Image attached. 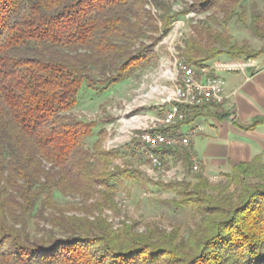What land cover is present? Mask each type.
<instances>
[{
  "label": "trees",
  "instance_id": "1",
  "mask_svg": "<svg viewBox=\"0 0 264 264\" xmlns=\"http://www.w3.org/2000/svg\"><path fill=\"white\" fill-rule=\"evenodd\" d=\"M154 1L0 0V264H264L261 156L235 166L223 184L203 173L194 183L162 182L180 196L176 205L199 216L187 236L182 226L140 231L123 220L114 227L103 215L114 204L104 192L84 215L69 213L54 199L59 191L90 200L98 184L111 189V179L131 175L128 169L110 170L114 152L103 149L102 141L92 153L86 149L96 124L71 111L84 86L101 94L152 60L153 45L136 48L148 33L145 26L166 33L176 17L169 2ZM244 1L195 5H219L225 21L238 17L264 40V8L253 10L249 20ZM183 46L180 56L195 65L264 53V44L250 51L247 41L233 42L228 31H216L209 22L196 26ZM191 111L186 124L205 112ZM258 124L264 118L248 128ZM39 203L42 218L52 210L46 218L51 228L34 237L28 218Z\"/></svg>",
  "mask_w": 264,
  "mask_h": 264
},
{
  "label": "rangeland",
  "instance_id": "2",
  "mask_svg": "<svg viewBox=\"0 0 264 264\" xmlns=\"http://www.w3.org/2000/svg\"><path fill=\"white\" fill-rule=\"evenodd\" d=\"M165 1L169 2L172 14L176 16L168 31L156 32L151 26H145L148 33L136 46L139 49L142 43L153 45L152 60L137 68L129 78L101 94L93 87L84 86L80 92L78 106L71 111L77 118L96 124L94 135L86 141V149L92 153L96 143L102 141L103 149L114 152V157L110 161V170H117L118 167L128 169L131 175L111 179L109 182L111 189L98 184L95 187L96 197L90 200L78 193L59 191L55 192L54 199L69 207L71 209L69 213L84 215L87 206L100 198L104 192L103 196L108 194L112 196L114 204L113 209L105 207L103 215L113 223L114 227L119 226L123 220L135 223L140 231L155 225L168 230L174 226H182L183 233L187 236L188 230L194 227L199 216H195L190 207L183 208L176 205L174 201L180 196L165 188L162 182L187 180L194 183L197 182L200 174L205 173L211 183L223 184L227 182L226 173L207 172L202 165L198 172H193L194 156L191 153V142L188 147L166 150L163 169L159 170L152 168L137 141L123 142L129 140L133 127L143 126L144 114L159 112V107L155 103L163 97L161 90L170 85L167 75L174 68L172 53L178 51L181 54L184 40L195 35L196 26L209 22L216 31H228L233 42L247 41L250 44V51L260 49L264 40L254 35L249 24L242 23L238 17L225 21L224 11L219 5L207 10H198L195 3L202 0ZM244 4L249 20L253 10L264 8V0H245ZM153 12L156 10L153 9ZM212 16L217 20L210 18ZM178 21H184L185 24H177ZM159 25L162 26L160 22ZM158 38L160 40L155 43ZM226 58L228 57L218 56L211 61ZM95 76L98 78L99 74L95 73ZM145 103L146 106L141 107ZM128 111L130 112L127 113ZM137 112L140 117L133 119L132 116ZM178 130L189 133L186 124L179 125ZM41 208L42 204L39 203L28 218V229L34 237L47 234L51 228L46 218L50 217L52 210L47 209L44 213L46 218H42L39 213ZM90 217L93 219L94 214H90Z\"/></svg>",
  "mask_w": 264,
  "mask_h": 264
},
{
  "label": "crops",
  "instance_id": "3",
  "mask_svg": "<svg viewBox=\"0 0 264 264\" xmlns=\"http://www.w3.org/2000/svg\"><path fill=\"white\" fill-rule=\"evenodd\" d=\"M251 62L245 70L221 72L225 103L186 124L191 153L207 172L231 173L239 164L258 156L264 159V124L248 128L264 118V53ZM215 112L227 116L220 118Z\"/></svg>",
  "mask_w": 264,
  "mask_h": 264
},
{
  "label": "built area",
  "instance_id": "4",
  "mask_svg": "<svg viewBox=\"0 0 264 264\" xmlns=\"http://www.w3.org/2000/svg\"><path fill=\"white\" fill-rule=\"evenodd\" d=\"M176 23L185 24L184 21ZM172 57L174 68L167 75L170 85L161 90L163 97L155 103L159 112L144 114L143 126L133 127L131 137L123 142L137 141L152 168L158 170L163 169L166 150L190 145V134L180 132L178 127L186 124L191 110L218 111L225 103L227 93L221 72L242 71L253 65L252 59L248 58H226L195 65L180 56L178 51L172 53ZM138 114L132 118H139ZM200 166V161L194 158L193 172H198Z\"/></svg>",
  "mask_w": 264,
  "mask_h": 264
}]
</instances>
